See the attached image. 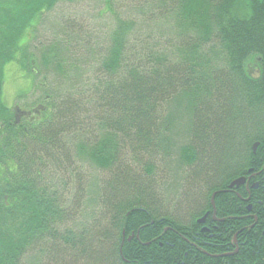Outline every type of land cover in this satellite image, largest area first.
Instances as JSON below:
<instances>
[{"label": "trees", "instance_id": "16d2710c", "mask_svg": "<svg viewBox=\"0 0 264 264\" xmlns=\"http://www.w3.org/2000/svg\"><path fill=\"white\" fill-rule=\"evenodd\" d=\"M80 1L0 0V264L54 241L83 264H264V0H89L105 30L90 9L43 28ZM15 65L38 92L19 120Z\"/></svg>", "mask_w": 264, "mask_h": 264}, {"label": "rangeland", "instance_id": "374dc122", "mask_svg": "<svg viewBox=\"0 0 264 264\" xmlns=\"http://www.w3.org/2000/svg\"><path fill=\"white\" fill-rule=\"evenodd\" d=\"M100 4V3H99ZM99 4H89V0H84L76 3H66V2H61L55 10H52L50 13L46 15L47 20L46 24L43 25V28L45 26H49L50 23L52 22L53 24L56 23L57 25L55 26V31L59 30L62 26L61 23L56 21V18L59 16L62 17H69V18H74L76 16H81L82 13H87L88 10H93L91 11V14L96 15V20L101 23L103 30L107 28L106 24L110 23L111 20H106L103 16H99ZM90 21V19H89ZM41 28L38 34L40 35L39 40L35 41L39 43L38 41H48V38L50 37L47 29ZM37 67V66H36ZM7 84L5 86V104L8 106L12 107V109L15 107V102L17 105H20L22 107H31L27 104H30L31 99L29 98V95L35 97L33 94L34 89L33 85L36 83L35 81L33 82V77L28 76L25 74L23 70H21L17 65L15 67H9L7 70ZM40 79L42 80V76H40ZM33 83V85H32ZM32 85V87H31ZM29 93V95H22V99H19L18 94L21 93ZM36 94L38 92H35ZM17 96V97H16ZM15 99V102L13 103ZM72 224V220H69V224ZM55 242V248H53V251L46 250L50 245L53 244L54 246ZM51 243L49 246L47 244H41V243H36L35 247H31L27 252L25 253L22 262L23 264H83L81 261L73 260L71 257H65V255H70L73 254L74 252L71 251L70 249H67L63 247V245H57V242L54 241ZM43 252H42V251ZM61 256H60V255Z\"/></svg>", "mask_w": 264, "mask_h": 264}, {"label": "flooded vegetation", "instance_id": "af4514ba", "mask_svg": "<svg viewBox=\"0 0 264 264\" xmlns=\"http://www.w3.org/2000/svg\"><path fill=\"white\" fill-rule=\"evenodd\" d=\"M253 71H255V68L253 69ZM14 110H16V112H18L17 114H18V116L19 115H23V116H21V117H19L20 119L21 118H24V117H33L36 113H37V110H31V109H27V110H22V111H20V109H18V108H14ZM252 177H255V175H251V176H249V177H245L246 179L242 182V183H240L239 185H237L236 186V189L235 190H233L236 194H238L239 195V192H238V188H240L242 185H244L245 186V188L247 189V190H249L250 189V181L252 180ZM255 185H258V182H256L253 186H252V188H255V187H257V186H255ZM233 188V187H232ZM249 194H251V192L249 191L248 192ZM249 197H251V195L249 196ZM215 211H213V219L215 220V221H218L217 220V217L215 216ZM205 222H206V217L204 218V220H202L200 223L201 224H205ZM202 230L203 231H208V229H207V227L204 225L203 227H202ZM238 250V247L236 248V251ZM225 253H227V252H225ZM233 254V252H230L229 253V255H232ZM130 263H132V262H130ZM129 263V264H130Z\"/></svg>", "mask_w": 264, "mask_h": 264}, {"label": "bare ground", "instance_id": "6f19581e", "mask_svg": "<svg viewBox=\"0 0 264 264\" xmlns=\"http://www.w3.org/2000/svg\"><path fill=\"white\" fill-rule=\"evenodd\" d=\"M223 191H226V189L223 190ZM212 203H214V201H212ZM180 220H181V218H180V217H177V218H175L173 221H180ZM198 222L200 223L199 220H198ZM132 236H133V235H131L130 238H132ZM203 251L206 252L205 250H202V252H203ZM130 257L132 258V263H133L134 261H136L135 258L133 257V254H130Z\"/></svg>", "mask_w": 264, "mask_h": 264}, {"label": "water", "instance_id": "95a60500", "mask_svg": "<svg viewBox=\"0 0 264 264\" xmlns=\"http://www.w3.org/2000/svg\"><path fill=\"white\" fill-rule=\"evenodd\" d=\"M241 182V180L239 179V180H235L234 182H232L231 183V186H233L234 184H236V183H240ZM214 196H215V194L213 195V198H212V200H214Z\"/></svg>", "mask_w": 264, "mask_h": 264}]
</instances>
